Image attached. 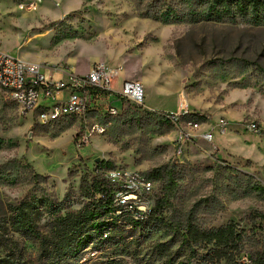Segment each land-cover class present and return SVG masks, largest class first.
<instances>
[{
  "label": "rangeland",
  "instance_id": "rangeland-1",
  "mask_svg": "<svg viewBox=\"0 0 264 264\" xmlns=\"http://www.w3.org/2000/svg\"><path fill=\"white\" fill-rule=\"evenodd\" d=\"M136 9L129 0H0V49L44 65L43 71L64 65L85 74L91 64L103 61L122 66L133 78L145 71V59L153 57L150 74L164 90L180 82L196 109L202 104L210 109L187 113L173 123L162 113H177L178 96L161 103L165 97L157 93L156 103L165 109L145 103L148 110L113 93L107 101L122 114L108 118L105 134L78 146L76 134L84 130V120L69 117L41 124L37 111H21L0 88L1 198L16 203L41 190L78 209L85 201L83 182L98 172L140 171L154 179L158 192L173 172L178 188L166 220L175 224L192 214L205 228L232 221L245 228L255 244L264 245V26L164 24L142 17ZM54 102L42 101L47 106ZM188 118L201 124L190 130L212 132V141L196 135L181 142V130L190 127ZM220 118L228 121L223 133L217 127ZM253 122L257 131L247 128ZM204 197L211 203L194 207ZM46 221L40 222L43 229ZM169 222L124 223L132 253L118 257L124 264H163L156 246L167 243L175 264H217L208 249L192 253ZM20 243L27 257L36 256L37 240L22 238ZM106 245L104 251L81 247L65 264H113L105 253L114 246ZM247 257L248 252L241 254Z\"/></svg>",
  "mask_w": 264,
  "mask_h": 264
},
{
  "label": "trees",
  "instance_id": "trees-1",
  "mask_svg": "<svg viewBox=\"0 0 264 264\" xmlns=\"http://www.w3.org/2000/svg\"><path fill=\"white\" fill-rule=\"evenodd\" d=\"M129 1L135 4L142 17L164 24L213 22L264 26V0ZM79 134L80 131L76 138ZM35 177L44 178L38 173ZM177 188V178L170 172L146 221H170L164 215ZM261 190L264 191L263 186ZM81 195L85 201L78 209L65 207L64 200L59 201L41 190L26 194L16 203L5 201L0 196V264H65L79 248L90 246L91 249L104 251L109 242L114 250L105 254L113 264H124V260L118 256L132 252L123 235V225L140 221L132 220L124 211L116 212L112 186L103 172L93 174L90 181L83 182ZM210 203L211 198L204 197L194 207ZM43 218H47L46 229L40 223ZM175 222H169V225L183 235V242L194 254L208 249L207 255L217 264H221L222 260H225V264H264V245L255 244L246 229L235 222L205 228L195 221L192 214L183 221ZM22 238L37 240L39 249L36 256L25 255L26 247L20 243ZM166 246L167 243H159L156 246L158 254L163 264H175ZM243 252H248L249 257L242 259Z\"/></svg>",
  "mask_w": 264,
  "mask_h": 264
},
{
  "label": "built area",
  "instance_id": "built-area-1",
  "mask_svg": "<svg viewBox=\"0 0 264 264\" xmlns=\"http://www.w3.org/2000/svg\"><path fill=\"white\" fill-rule=\"evenodd\" d=\"M29 4V5H28ZM27 5L31 8L33 2ZM45 66L15 57L0 49V88L23 112H38L41 124H51L64 118L74 117L84 120V130L77 137L78 146L90 142L91 138L105 134L110 125L108 118L122 114L107 98L115 93L124 102L145 108L143 83L138 79H124L118 89L114 81L123 72L120 65H108L103 61L94 62L85 74L75 73L69 67H51L52 74L43 71ZM62 74L56 76V74ZM52 98L54 104L44 105L43 100ZM149 110V109H148ZM161 112L168 122L176 123L188 112ZM203 114L202 112H200ZM94 118L89 122L88 119ZM187 130H181V142L194 138L212 141L213 133L200 129L196 119L188 118ZM203 123L202 125L206 124ZM228 126L225 118H220L217 127L223 133ZM257 131L256 123L247 126ZM112 186L113 204L116 212H126L136 221H146L150 216L158 194L155 181L140 171L111 172L106 175ZM107 236V234H105Z\"/></svg>",
  "mask_w": 264,
  "mask_h": 264
},
{
  "label": "crops",
  "instance_id": "crops-1",
  "mask_svg": "<svg viewBox=\"0 0 264 264\" xmlns=\"http://www.w3.org/2000/svg\"><path fill=\"white\" fill-rule=\"evenodd\" d=\"M151 63H156V59L155 58H149V59H145V61L143 62L144 65V72L139 76V78H133V77H129V75H126L125 72L123 71L120 76L114 81L113 86L115 88L120 87L121 82L124 79H138L143 83V87L146 89V97H145V103L149 108L152 109H158V110H163L165 109V107H163V105L156 103L155 100V95L157 93H159L160 97L163 98L165 97V100H162L161 103H164L165 101L168 100L169 97H175L178 96L179 100L176 101V112H182V111H188V112H207V110L205 109H210V105L209 104H202V108L196 109V104L190 100H188L183 92V89L181 88V84L179 82V84L172 90L170 89H166L164 90L161 84H158V78L154 75L150 74V64ZM92 65V64H91ZM90 65V67H91ZM112 66H115L114 64H111ZM90 69V68H89ZM46 73L48 74H52L53 71L47 69L44 70ZM62 74L58 73L56 74V76H61ZM157 88L159 90V92L157 91ZM147 100V101H146ZM170 110V109H169ZM231 123V124H230ZM230 125L233 124V120L230 119L229 122ZM229 133H227L228 135Z\"/></svg>",
  "mask_w": 264,
  "mask_h": 264
}]
</instances>
